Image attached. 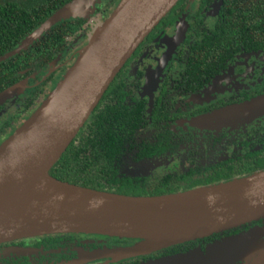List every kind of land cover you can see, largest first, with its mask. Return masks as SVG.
I'll return each mask as SVG.
<instances>
[{
    "label": "water",
    "instance_id": "water-1",
    "mask_svg": "<svg viewBox=\"0 0 264 264\" xmlns=\"http://www.w3.org/2000/svg\"><path fill=\"white\" fill-rule=\"evenodd\" d=\"M105 1L110 0L69 1L13 51L1 56L0 63L27 50L54 25L89 18ZM179 1L120 0L92 27L86 44L47 98L0 145V244L55 234L134 241L102 254L115 261L149 256L249 226L208 244L203 251L196 247L138 264H264V171L152 197L100 192L48 174L126 61ZM183 32L173 40L179 37L177 41H181ZM152 84L156 88V81L147 78L145 89ZM24 86L25 82L0 93V106ZM260 118H264V95L214 111L200 122L221 130ZM258 222L261 224L250 227ZM241 257L246 258L243 261Z\"/></svg>",
    "mask_w": 264,
    "mask_h": 264
},
{
    "label": "flooded vegetation",
    "instance_id": "flooded-vegetation-1",
    "mask_svg": "<svg viewBox=\"0 0 264 264\" xmlns=\"http://www.w3.org/2000/svg\"><path fill=\"white\" fill-rule=\"evenodd\" d=\"M223 2L212 0L202 9V0H180L123 65L117 74L122 92L113 98V104L130 109L136 117L141 111L130 124V135L124 138L114 120L105 121L110 103L99 105L103 96L95 107L98 110L91 129L102 133V127L107 126L115 138L123 139L120 143L124 146L118 149L110 145L107 156L118 178L141 183L138 190L186 192L251 175L248 167L253 163L264 171V118L238 129L215 130L200 122L214 111L264 95V25H251L239 32L238 11L234 9L232 44L216 42L214 24L223 17ZM105 14L96 6L91 21L81 19L80 29L66 39L63 51L46 63L19 72L21 83L25 82L24 91L0 107V143L47 98L86 44L92 26ZM182 30V40H173ZM147 78L156 81V88L152 84L145 89ZM200 244L205 245L202 241ZM129 245L83 234L31 237L0 244V264H138L154 259L145 256L113 261L102 255ZM92 256L98 257L82 262Z\"/></svg>",
    "mask_w": 264,
    "mask_h": 264
},
{
    "label": "trees",
    "instance_id": "trees-1",
    "mask_svg": "<svg viewBox=\"0 0 264 264\" xmlns=\"http://www.w3.org/2000/svg\"><path fill=\"white\" fill-rule=\"evenodd\" d=\"M69 1L71 0H0V57L13 51L26 36L37 29L52 14ZM119 1L120 0H110L102 2L99 9H103L106 13L105 15L108 16ZM258 1L263 3V5H260ZM211 2L212 0H202L200 8H206ZM179 7H182V3ZM222 8L223 17L219 23L216 22L214 24L215 32L213 35L215 36V33L217 32V35L215 36L216 42L221 41L230 45L232 44L233 26L235 25L232 16L234 9L238 11L236 25L240 27L239 32L246 31V28L249 29L251 25H264V0H224ZM250 9L260 10V12L252 14ZM107 16H105L104 19ZM251 17L252 19L250 22ZM82 23L83 20L81 19L62 21L54 25L47 33L43 34L40 39L34 42L27 50L21 51L19 54L1 62L0 93L21 83L22 79L21 76L18 75L19 72L31 68L35 64L46 63L57 53L63 51L67 45L66 39L73 37L77 30L80 29ZM118 79L119 75L114 78L106 92L103 94V98L99 105L103 106V101H108L110 103L107 105L108 109L105 110L106 116H104V119L105 121L111 119L114 120L116 130H120L125 138L132 133L133 130L130 128V124L140 117L141 111L139 112V117H136L137 113H133L130 109H122L123 107L119 104H113V98L117 97V95L122 92V90L118 88ZM23 91L24 89L21 92ZM160 102L161 100H158L159 106ZM2 105L0 107H2ZM158 105H155L157 107L156 110H158ZM97 110L98 108H96L89 116L84 126L79 130L78 135L69 144L59 160L49 170L48 174L56 180L75 186L124 196L152 197L175 194V192L171 191L146 193L141 191V188H139V190L137 189L138 186L141 185L140 182L127 179L124 180V178H118L116 176L112 161L107 154L109 149L112 148L110 146L112 144L116 145L118 149L122 148L124 143L120 142H122L123 139L115 138L111 133V129L107 126L102 127L104 128V130L102 129L104 131L102 133L98 130L91 129ZM249 125L250 124H246L238 128H246ZM90 134L95 136L91 138ZM79 135H82L83 137H79ZM79 138H82L83 140L79 141ZM5 140H3L0 145ZM126 141L127 139H125V142ZM76 142L77 144H75ZM255 165L256 163H253V165L250 164L248 167L251 175L263 171L262 168L257 169ZM237 178L241 177H234L232 179L210 183L209 185L201 187L228 182ZM112 188H116V190H113ZM260 224V222L253 223L250 227ZM248 228L249 226H246L239 230L237 229L222 235H214L193 243H199L196 247H199L203 251L208 244H211L224 236L238 234ZM119 241L130 244L134 243V241L131 240ZM201 241L205 243V245L203 244L201 246ZM195 244L188 243L175 246L147 257H153L155 259L163 256L185 253L196 248L194 247Z\"/></svg>",
    "mask_w": 264,
    "mask_h": 264
},
{
    "label": "rangeland",
    "instance_id": "rangeland-1",
    "mask_svg": "<svg viewBox=\"0 0 264 264\" xmlns=\"http://www.w3.org/2000/svg\"><path fill=\"white\" fill-rule=\"evenodd\" d=\"M89 18H90V17H89ZM89 20L91 21V18H90ZM100 22H101V21H100ZM94 26H95V25H93L92 27H94ZM78 52H79V51H78ZM77 55H78V53H77ZM76 57H77V56H76ZM75 59H76V58H75ZM67 70H68V69H67ZM67 70H66V71H67ZM65 73H66V72H65ZM65 73H64V74H65ZM64 74L61 76V78L64 76ZM60 80H61V79H60ZM254 252H255V249H254L253 254H252L253 256H254ZM248 255H249V254H247L246 257H248ZM246 257H245V258H246ZM245 258L241 257L240 259L244 261ZM240 259H238V260H240ZM238 260H237V261H238Z\"/></svg>",
    "mask_w": 264,
    "mask_h": 264
}]
</instances>
